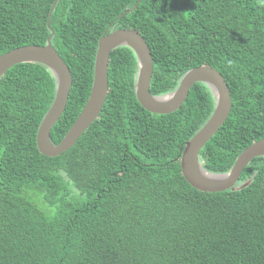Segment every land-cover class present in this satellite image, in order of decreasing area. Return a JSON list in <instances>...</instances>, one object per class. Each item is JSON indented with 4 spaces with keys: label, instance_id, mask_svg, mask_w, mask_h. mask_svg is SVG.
Segmentation results:
<instances>
[{
    "label": "trees",
    "instance_id": "1",
    "mask_svg": "<svg viewBox=\"0 0 264 264\" xmlns=\"http://www.w3.org/2000/svg\"><path fill=\"white\" fill-rule=\"evenodd\" d=\"M54 1L0 0V55L44 45ZM50 22L52 44L73 75L53 143L86 104L98 40L109 25L146 39L152 94L174 90L193 67L210 65L224 75L232 109L200 152L204 168L226 172L264 138V0H59ZM136 72L130 47L111 52L99 117L55 157L37 146L55 97L49 69L20 63L0 78V264H264V157L244 168L238 184L252 181L240 190L194 188L180 155L210 117L213 94L198 82L176 111L151 113L136 97ZM58 169L83 199L65 198ZM27 189L56 214L43 211Z\"/></svg>",
    "mask_w": 264,
    "mask_h": 264
},
{
    "label": "water",
    "instance_id": "2",
    "mask_svg": "<svg viewBox=\"0 0 264 264\" xmlns=\"http://www.w3.org/2000/svg\"><path fill=\"white\" fill-rule=\"evenodd\" d=\"M58 1L53 2L49 12L47 26L51 34L44 45H22L0 55V78L14 65L31 62L45 65L55 79L54 100L37 132V146L42 154L50 157L62 154L71 148L99 117L109 90L110 54L118 47L127 46L134 51L137 58L135 94L147 111L155 114H169L176 111L187 99L193 85L198 82L205 83L213 94L215 105L210 117L185 142L180 155L182 174L187 182L203 192L240 190L251 183L252 179L240 184L238 181L244 168L254 158L264 157V138L246 147L237 156L232 167L223 173L211 172L204 168L200 157L201 150L225 123L232 109L231 91L224 75L210 65L193 67L181 76L174 90L158 95L152 94L150 85L154 71L153 56L146 39L136 29L121 27L109 31L110 25L106 28L98 40L93 84L86 104L62 140L58 144L53 143L51 129L66 109L73 84V75L69 65L52 44L54 30L50 21Z\"/></svg>",
    "mask_w": 264,
    "mask_h": 264
},
{
    "label": "clouds",
    "instance_id": "3",
    "mask_svg": "<svg viewBox=\"0 0 264 264\" xmlns=\"http://www.w3.org/2000/svg\"><path fill=\"white\" fill-rule=\"evenodd\" d=\"M56 175L61 179V181L64 183L66 188V194L65 198L67 199H74V200H81L83 199V193L81 190H79L75 182L71 179V177L67 174V172L63 169H58L56 172ZM26 196L30 199H33L38 205H41L43 208V211H45L48 215L54 216L56 214V207L55 206H49L43 204V197L35 193L34 191L27 189L26 190Z\"/></svg>",
    "mask_w": 264,
    "mask_h": 264
}]
</instances>
